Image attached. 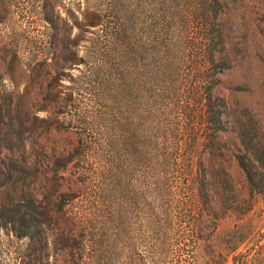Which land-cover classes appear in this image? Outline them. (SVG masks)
I'll return each mask as SVG.
<instances>
[{"label": "rangeland", "instance_id": "obj_1", "mask_svg": "<svg viewBox=\"0 0 264 264\" xmlns=\"http://www.w3.org/2000/svg\"><path fill=\"white\" fill-rule=\"evenodd\" d=\"M7 1L14 5L9 14L2 16L0 45L6 51H18L17 57L24 60L26 41L43 29V23L33 6L28 7L27 0H0V3ZM121 1L125 21L119 39L125 41L119 49H126L132 43L133 48L127 55L132 58L134 67L124 70L125 64L121 61L126 58L114 46L118 52L114 92H106L99 98L90 96L89 91L74 92L72 109L78 110L83 125L70 131L52 129L42 141L49 152H53L58 145L67 148L76 143L79 133H85L92 142L118 140L117 193L106 190L96 195L100 202L96 223L102 228V234H106L105 242L111 235V226L112 233L117 234L114 252L116 256L119 252L120 264L126 261L140 264L141 260L149 264L146 263L152 239L149 223L155 215H160V219L167 216L170 221L176 213L172 207L175 193L182 191V203L188 193L195 194L197 185L187 187L185 182L187 178L197 176L198 179L200 173L213 177L214 188L222 195L216 201L233 206V211L216 221L212 235H204V240L194 250L192 264H264V193H258L264 191V163L259 169L255 164L251 168L252 183L235 161V156L241 154V135L245 137V147L261 154L264 160V0H218L215 3L206 0L209 2L206 20L202 19V0ZM58 2L65 19L70 12L80 11V7L100 4L103 9L108 0ZM2 8L0 6V11ZM2 15H5L3 11ZM204 23L208 26L204 27ZM91 30L92 33L85 34L89 42L82 44L85 49L80 53L85 63L69 71L75 81L83 77L88 87L94 86V76L105 75L99 62L106 60L108 55L104 50L111 46L103 37L111 27L99 29L97 49L90 43L97 37L94 36L97 30ZM197 36L208 39L207 50L214 52L216 61L218 53L223 54V62L210 63L206 72L208 84H215L213 106L217 108L220 101L228 106L222 125H218L213 115L207 120L211 125L205 123L200 96L205 92L203 87H197L190 94L187 91V57L183 58L182 48ZM11 56L10 53L7 57ZM144 66L148 68L147 75L139 70ZM127 75L131 76L130 80ZM145 79L146 87L140 86V81L143 83ZM15 83L21 89L23 77L15 76ZM187 104L196 106L199 125L202 123L198 134L187 135L184 131ZM220 126L226 130L218 134L220 139L204 144L203 137L212 130H219ZM247 166L250 168L251 162ZM96 167L81 163L79 168L88 174L81 175L76 167L68 169L65 176L77 182L92 179L94 174L90 173ZM82 190L85 192L82 200L69 202L67 206L80 222L89 216L88 188L82 187ZM240 204H245L249 210L242 213L241 209H236ZM111 216L112 225L107 223ZM184 235L182 226V256ZM167 237L170 249H176L179 239L173 234ZM106 244L111 251L115 249L114 244ZM168 245L164 254L170 250ZM23 246L24 241L0 228V264H16Z\"/></svg>", "mask_w": 264, "mask_h": 264}, {"label": "trees", "instance_id": "obj_2", "mask_svg": "<svg viewBox=\"0 0 264 264\" xmlns=\"http://www.w3.org/2000/svg\"><path fill=\"white\" fill-rule=\"evenodd\" d=\"M212 1L215 3L218 0ZM2 3L0 6L5 15L0 11V23L2 16L9 14L14 5L12 1ZM207 3L209 2L206 0L201 1L203 20H206L208 12ZM26 4L36 10L43 29L32 34L26 41L24 60L17 57L18 51H6L0 45V228L7 229L17 240L24 241L16 264H120L119 252L117 251V256L114 252L117 249V234L112 233L111 226V235L105 242L106 234H102V228L96 223L100 209L96 195L106 190L117 193V178L120 176L116 158L119 151L118 140L102 139L92 142L85 133H79L76 143L67 148L58 145L53 152H49L42 140L52 129L70 131L83 125L84 121L78 110L72 109L74 92L82 94L89 91L90 96L95 98L106 92H114L116 83L113 76L118 64L115 47L119 49L120 44L125 41L119 39L122 34L120 28L125 21L122 1L108 0L103 9L100 4L80 7V11L70 12L65 19L61 16L62 6L58 0H27ZM206 25L208 26L207 23L203 24L204 27ZM107 26L111 30L103 37L109 40L111 46L104 50L108 55L106 60L99 62L105 75L102 78L94 76V86L88 87L83 82V77L75 81L69 71L85 63V58L80 55L85 49L82 44L89 42L85 34L96 29L98 33L95 32L94 36H97L99 29L103 30ZM97 39L99 36L90 41L94 49L98 48ZM130 45L126 49H119L126 58L121 62L125 64L124 70L127 71L129 67H134L132 58L127 55L133 48L132 43ZM184 47L182 53L183 58L187 57L185 63L189 76L188 94L197 87H203L205 92L200 93L203 119L207 125H211L207 120L213 115L218 125H222V117L228 106L222 101L217 108L213 106L212 89L215 84H208L206 72L210 63L223 62V54L218 53L216 61L214 52L207 50L208 39L205 36H197ZM10 53L12 56L7 57ZM141 69L145 75L148 74L146 66L139 67L140 71ZM17 75L23 77L21 89L15 83ZM127 76L130 80L131 76ZM145 77L152 79L151 71L149 77ZM146 85L147 79L143 83L140 81V86ZM33 87L37 90H32ZM189 105H186L183 127L187 135H194L199 133L198 126L202 123L199 125L196 106ZM200 120L203 122L202 118ZM222 132H226L222 127L212 130L203 137L204 144L215 143L220 139L218 134ZM245 141V137L241 135V154L235 156V161L247 181L253 183L251 168L255 164L259 169L264 160L261 154L257 155L256 151L246 148ZM95 142L99 144L94 145ZM186 144L190 146L188 141ZM189 150L190 148L187 149L188 152ZM248 162H251L250 168L247 166ZM81 163L97 166L90 173L94 174L92 179L77 182L65 176L68 169L76 167L82 172L81 175L88 174L79 168ZM49 173L52 175L49 176ZM198 177L200 179L197 176L186 179L185 185H197V192L188 193L183 203L182 191L179 189L175 193L172 205L176 212L174 219L170 218L169 221L167 216L162 219L160 215L153 216L149 223L152 230L151 251L146 263L192 264L198 243L205 236L213 234L216 221L233 211V206L216 201L222 195L214 188V179L210 174L200 173ZM82 187L88 188L89 216L80 222L78 216L71 215L67 206L69 202L82 200L85 195ZM57 205L59 206L56 208ZM244 205L236 209L239 208L244 213L249 210ZM112 219L113 216L107 223L112 225ZM182 226L185 233L183 256ZM168 234L179 239L176 249H170L171 244H167L170 239ZM106 243L114 244L115 249L111 251ZM167 245L170 250L164 254ZM124 264H133V261H126ZM140 264H143L142 260Z\"/></svg>", "mask_w": 264, "mask_h": 264}]
</instances>
